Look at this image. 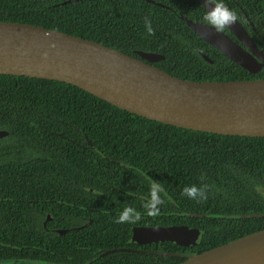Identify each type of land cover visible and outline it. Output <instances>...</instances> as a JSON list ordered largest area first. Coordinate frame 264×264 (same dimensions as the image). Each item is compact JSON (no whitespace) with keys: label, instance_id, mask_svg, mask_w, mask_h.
I'll list each match as a JSON object with an SVG mask.
<instances>
[{"label":"trees","instance_id":"1","mask_svg":"<svg viewBox=\"0 0 264 264\" xmlns=\"http://www.w3.org/2000/svg\"><path fill=\"white\" fill-rule=\"evenodd\" d=\"M62 1L0 0V20L42 25L133 56L135 50L157 52L163 58L153 64L184 79L264 77V70L249 73L186 25L180 15L205 22L206 10L196 0ZM222 2L230 8L238 3L248 15L256 11L264 19V0ZM0 128L7 131L5 152L0 149V193L53 191L56 198L65 196L69 204L48 205L56 227L77 224L71 222L78 212L93 218L85 227L54 233L50 239L40 225V214H34L36 226L30 229L25 204H14L10 198L3 211L0 201V264H96L105 258L120 264H152L156 256L132 251H112L92 260L93 249L80 247L94 248L99 242L108 243V248L124 245L130 225L198 228L195 245L171 241L159 245L183 254H196L264 228V216H240L264 213V137L176 127L120 109L69 83L9 74H0ZM28 152L32 155L25 161ZM19 160L44 169L48 161L54 188H46L45 172L47 179H38L36 187L24 182ZM192 185L203 189V198L181 195L185 186ZM125 208L134 210L130 220L116 223ZM57 210L68 212V221ZM5 218L19 219L22 225L7 222L2 228ZM159 258L163 264H176L185 256Z\"/></svg>","mask_w":264,"mask_h":264},{"label":"water","instance_id":"2","mask_svg":"<svg viewBox=\"0 0 264 264\" xmlns=\"http://www.w3.org/2000/svg\"><path fill=\"white\" fill-rule=\"evenodd\" d=\"M196 1L205 10L212 7L205 0ZM180 18L200 38L249 73L263 66L264 58L260 55L261 60L256 58L253 42L237 19L225 27L248 49L207 23L183 15ZM134 53L136 56L42 25L0 20V74L69 83L120 109L176 127L264 137V77L224 81L184 79L153 64L163 58L162 54L144 50ZM200 54L211 62L205 54ZM4 134L0 130V136ZM240 216L263 217L264 213ZM199 235L198 229L185 224L135 225L130 238L139 243L171 241L191 246ZM123 249L113 248L109 252ZM166 254L185 256L176 264H264V228L196 254Z\"/></svg>","mask_w":264,"mask_h":264},{"label":"flooded vegetation","instance_id":"3","mask_svg":"<svg viewBox=\"0 0 264 264\" xmlns=\"http://www.w3.org/2000/svg\"><path fill=\"white\" fill-rule=\"evenodd\" d=\"M228 8L230 10H232L233 12H235L237 21L244 27L248 36L251 38L250 40L253 42L252 47H253L254 51L257 52V54L255 52H253L256 55V58L261 60L259 55L264 58V19H263L262 15H260L259 12H256V11H251L250 15H248L246 10L238 3H236V6H232V8H230V7H228ZM204 23H206V22H204ZM221 31L226 33L230 38H232L235 42H237V44L241 45L245 49H248L246 47V45H244L242 42H240L226 27ZM212 53L216 54L215 51H213ZM210 60H211L210 63H212L213 60L212 59H210ZM263 70H264V64L260 70H258L257 72H255L253 74H257L259 71H263ZM0 130L5 131V129H3V128H0ZM5 132H6V134L0 136V149L3 152H5V143L4 142L7 140V139H5V137H7V131H5ZM31 155H32L31 152H28V155H23L24 156L23 159L25 161H27L28 156H31ZM19 166H20L19 173H20V176L24 179V182H29L33 187H36L38 179L39 180H44V178L47 179V176H45L44 172L48 175V171L50 170L52 165H50L49 162L46 161V167L44 169V167L39 168L38 166H36L33 161L28 166H25V165H22V162L19 160ZM48 176H49V179L47 180V182H49V184L46 185V188H49L52 190L54 188L53 181H52V175H48ZM65 182L68 183V177H66ZM3 188L4 189L6 188L5 183H3ZM55 196H58V195L53 191H46L45 193H26V192L14 193V192H9V191L5 190V191H2L0 193V199H1L0 201H2V204H3V211H4V208L6 207L7 204H11L10 202H7L10 198H12L14 200V204L15 203H21V202L23 204H25V206L27 207L25 213L29 217L27 219V221L30 222V229L36 226L35 216L37 214H40L42 216V219L40 221V225L47 232L50 239L52 238L54 233H56L55 235H63L66 231H69L71 229H80L82 227L87 226L90 222L93 221V218L86 216L81 212H78L77 214L74 215L75 218L71 222V223L78 222L77 224H75L71 227H69V226L68 227H56V223L53 221L54 220L53 211L48 209V205L50 206V204L55 203V202H60V201L65 203V204H69L70 202L63 195H62V198H56ZM54 197H55V199H54ZM41 203L47 204L46 207H44V206L39 207V205ZM57 212L59 214H61L62 216H65L66 221H68V219L70 217L68 212H66L64 210H57ZM34 214H35V216H34ZM1 216H2V214H1ZM14 221H16L18 224L22 225L20 223L19 219H16V220L10 219L9 221H6V218H5L2 221V228H5V224L7 222L9 224H11ZM138 225L141 226L142 224H138ZM27 226H24V228H26ZM133 226H135V225L129 226L130 231H131V228ZM15 227H17V226L15 225ZM192 228H194V227H192ZM195 229H198V228H195ZM60 231H63V232H60ZM130 237H131V232H130L129 238L127 240L123 241L124 245H121L118 247L113 246L111 248H108V247H106V244H108V243L105 244L104 242L97 243L94 246V248H91L92 245L87 246V247L86 246H80V247L93 249L92 253L95 254V256H93L91 258L92 260H95L101 256H104V255L110 253L109 250H111L113 248H124L123 250H116V251H132V252H140V253H147V254L154 255V256H156V260L152 264H163L164 261L159 258L160 256H164V255L176 256V255H167L166 253L183 254L179 251L168 252V251H164L163 249H159V245L163 241L139 243V242L134 241V240L132 241ZM184 247H188V246H184ZM185 254L189 255V254H191V252H189V253L185 252ZM177 257H182V256L179 255ZM105 259H106L105 261L99 260V262H97L96 264H107V262H110V264H120V262L116 259H112V260H107V258H105Z\"/></svg>","mask_w":264,"mask_h":264},{"label":"clouds","instance_id":"4","mask_svg":"<svg viewBox=\"0 0 264 264\" xmlns=\"http://www.w3.org/2000/svg\"><path fill=\"white\" fill-rule=\"evenodd\" d=\"M205 4H211L212 7L206 10L204 20L205 22L214 27L216 31H221L225 28V26L232 24L236 20V14L232 10H230L222 0H205ZM145 27L149 33L152 32L150 21L145 19ZM181 195H186L189 198H203L204 191L203 189H198L195 185L185 186ZM134 210L131 208H125L120 212V214L116 217V223H124L130 220V213Z\"/></svg>","mask_w":264,"mask_h":264}]
</instances>
